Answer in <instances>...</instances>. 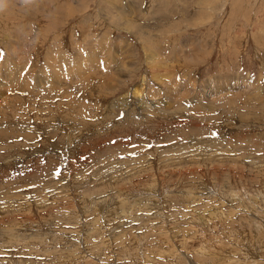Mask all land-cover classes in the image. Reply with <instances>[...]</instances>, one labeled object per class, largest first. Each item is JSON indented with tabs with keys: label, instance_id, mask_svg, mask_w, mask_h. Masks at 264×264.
<instances>
[{
	"label": "rangeland",
	"instance_id": "obj_1",
	"mask_svg": "<svg viewBox=\"0 0 264 264\" xmlns=\"http://www.w3.org/2000/svg\"><path fill=\"white\" fill-rule=\"evenodd\" d=\"M0 2V264H264V0ZM105 36L100 90L75 61H119Z\"/></svg>",
	"mask_w": 264,
	"mask_h": 264
},
{
	"label": "bare ground",
	"instance_id": "obj_2",
	"mask_svg": "<svg viewBox=\"0 0 264 264\" xmlns=\"http://www.w3.org/2000/svg\"><path fill=\"white\" fill-rule=\"evenodd\" d=\"M17 5V4H16ZM107 36V35H106ZM104 37V38H99V37H93L94 39H92V41H91V44H90V47H92V48H99V49H103V52L105 51L106 53H108V54H110V50H113V48H118L120 51H121V58H119V61H117V60H111L110 58H106V56L107 57H109V55H105V58H103V59H105V61H103V59L101 58V57H103V56H101L100 54H98L99 52H92L93 54H91V56H90V54L88 55H86L87 57H85V58H83V57H81L78 61H79V63H76L77 62V59H76V61H75V58H73L74 59V61H75V64L76 65H80L81 64V68L80 69H83V67L82 66H84V67H87V72H89V74H88V77H91V79L90 80H88L87 82H89L91 85L93 84V82H97V86L96 87H98V89L100 88V90H103L104 88V86H106L107 85V87L108 86H110L109 88L110 89H112V88H114V86L118 83V79H117V77L120 75L121 76V74L122 73H119L120 72V67H119V64L120 63H123V64H127V59L126 58H130V55L129 54H127V53H125V51H123L124 49H123V47H122V45H124L125 47H129L130 46V42L128 43L127 41H125V40H120V42H114V44H113V46H111L110 45V43H109V41H110V39H108L107 37ZM100 39H103V40H105V41H101ZM148 39V38H147ZM187 39V38H186ZM97 41H98V43H97ZM122 41V42H121ZM112 43V42H111ZM122 43V44H121ZM184 44V43H183ZM86 45V44H85ZM187 45V44H186ZM14 46V45H13ZM81 46V45H80ZM41 47V46H40ZM53 48V47H52ZM61 48V47H60ZM12 51L13 50H18L17 49V47H15L14 46V48L13 49H11ZM50 50V49H49ZM118 50V51H119ZM117 51V52H118ZM113 52H115V51H113ZM20 53V52H19ZM48 53V52H47ZM75 53V52H74ZM76 53H78V52H76ZM97 53V54H96ZM124 53V54H123ZM134 53V52H133ZM146 53V52H145ZM11 55H12V57H14V58H16L17 57V54L15 53V56H13V54H12V52L10 53ZM50 54H51V51H50ZM65 56V58H63V55H61L62 56V58L63 59H61L60 61H63V65L62 64H60L59 62H58V60H57V58L56 57H54V56H50V57H48V58H50L51 60H54L55 61V63L56 64H58L60 67H64V66H66V71L65 72H67L68 73V75L71 73V75H73V74H76V73H78V72H76V71H74V66L75 65H73V64H71V63H73V60L71 59V56L67 53V52H64L63 53ZM79 54V53H78ZM96 54V55H95ZM127 54V55H126ZM52 55V54H51ZM77 55V54H76ZM75 55V56H76ZM80 55H81V53H80ZM85 55V54H84ZM74 56V57H75ZM114 56V55H113ZM73 57V56H72ZM77 57H78V55H77ZM80 57V56H79ZM132 57V56H131ZM146 59L149 61V63L151 62V60H149V56L147 55V53H146ZM19 57H17V59H18ZM83 58V59H82ZM134 58V57H133ZM45 59H47V57H45ZM116 59V58H115ZM5 60H7L8 61V59H5ZM19 60V59H18ZM131 61H132V59H130ZM10 61V60H9ZM46 61V60H45ZM50 61V60H49ZM66 61V62H65ZM114 61V62H113ZM129 61V60H128ZM130 61V62H131ZM134 61V60H133ZM47 62V61H46ZM9 62H7V64H8ZM12 63V65L14 64V66L16 65L17 67H19V61L17 62V63H15L14 61L13 62H11ZM53 64V62L51 63L50 62V64H53V66L55 65V67H56V64ZM134 63V62H133ZM66 64V65H65ZM71 64V65H70ZM151 64V63H150ZM149 64V65H150ZM25 65L26 64H23L22 63V70L24 69V67H25ZM52 66V65H51ZM124 66L125 65H122V69L124 70ZM129 66V65H128ZM71 67H73L72 69H71ZM78 67V66H77ZM53 68V67H52ZM51 68V70H52V72H53V69ZM150 68V67H149ZM86 69V68H85ZM126 69V68H125ZM50 70V71H51ZM58 70V69H57ZM56 70V68L54 69V72L53 73H55L56 74V76H60V75H62L60 72H59V70L57 71ZM113 70V71H112ZM127 70V69H126ZM125 70V71H126ZM61 71V70H60ZM62 71H63V69H62ZM72 71V72H71ZM84 73H86V71L84 72ZM153 73V76H151V77H153L154 79H156L157 77H158V74H156L155 72H152ZM10 74V73H9ZM15 74V73H14ZM48 74V73H47ZM50 74V73H49ZM81 74V73H80ZM51 76H52V74H50ZM54 75V74H53ZM82 75V74H81ZM80 75V76H81ZM18 76V75H17ZM17 76H15L13 79H12V82H15V84H16V80L19 78V77H17ZM22 76H24L23 74H22ZM55 76V78H56V84L58 85V87H56L55 86V88H58L57 90H59L60 88H62L61 87V84H63L64 85V83H62L63 82V80H61V78H62V76L60 77V79L58 80L57 79V77ZM66 76V75H65ZM64 76V77H65ZM76 76V75H75ZM87 77V76H86ZM85 77V78H86ZM48 78H49V76H48ZM76 79V78H75ZM210 80H209V82H207V84H208V87L210 86V85H212L211 83H215V81H213V79L211 80V78H209ZM7 80V79H6ZM6 80H4V81H6ZM49 80V79H48ZM53 80V79H52ZM142 82L144 81V83H142V84H140L139 85V83L138 84H136V85H134V87L130 90V93H125L126 95H123L122 97H121V99H124L125 100V98H128V96L127 95H130L129 97H133V99L136 101V103H138L139 105H141L140 107H142L143 105H145V101L144 100H146L147 99V93H149V92H151V94H152V89L150 88H147V86H149L148 85V80H147V77L145 78V76H143L142 77ZM175 80V79H174ZM50 81H51V79H50ZM60 81V82H59ZM177 81V80H176ZM6 82H8V80L6 81ZM5 82V83H6ZM12 82H11V84H12ZM43 82H45V80L43 81ZM65 82V81H64ZM112 82H115V85L112 87V85L113 84H111ZM52 83V82H51ZM169 83V82H168ZM1 84H4V83H1L0 82V86H3V85H1ZM7 84V83H6ZM36 84H38V85H36ZM39 84H41V79L40 78H38L37 79V81H36V83H35V85L36 86H38V87H36V89H35V87H33L35 90H34V94H35V96H39V89H41V87L39 86ZM44 84V83H43ZM42 84V85H43ZM54 84V83H53ZM247 84V83H246ZM8 85V84H7ZM41 85V86H42ZM217 85V87L219 86V90L218 91H214L213 92V97H214V95H217L218 93L220 94V91L223 89V88H225L224 87V85L222 84V83H217V84H215L214 85V88H215V86ZM232 85V84H231ZM5 86V85H4ZM3 86V87H4ZM103 86V87H102ZM173 86H176V84L175 85H173ZM205 86V85H204ZM2 87V88H3ZM7 87V86H6ZM64 87V86H63ZM112 87V88H111ZM207 87V86H206ZM211 87V86H210ZM234 87V86H233ZM232 86H227V88H229L230 90L233 88ZM25 88V87H24ZM32 88V89H33ZM103 88V89H102ZM147 88V89H146ZM172 88V87H171ZM211 88H213V87H211ZM211 88H205L206 90V92H204L203 93V95H201L202 96V101H204V103L205 102H207V101H209V98L207 99L206 97L209 95V93H210V95H211ZM213 88V89H214ZM15 89V88H14ZM92 89L93 90H95L93 87H92ZM213 89H212V91H213ZM3 90H5V88L3 89ZM3 90H0V91H3ZM7 90V89H6ZM5 90V91H6ZM28 90V89H27ZM53 90V89H52ZM148 90V91H147ZM171 90V89H170ZM168 90L167 92L168 93H170V94H173L176 90H174V88H173V90ZM201 90V89H200ZM29 91V90H28ZM41 91V90H40ZM45 91V90H44ZM49 91H51V90H49ZM49 91H47V93L45 94L44 93V95L42 94L41 96H46V95H50L51 96V99H49V100H51V101H54L55 99V97L54 96H52L51 94V92L49 93ZM60 91V90H59ZM25 92H26V89H25ZM62 92V91H61ZM61 92H59V93H61ZM161 92V91H160ZM159 92V93H160ZM218 92V93H217ZM14 93H17V92H14ZM29 93V92H28ZM28 93H25V95L26 96H28L29 94ZM59 93H57L58 95H59V97H60V100H62V99H65V97H66V95L65 96H62L61 94H59ZM102 93V92H101ZM162 93V92H161ZM222 93V92H221ZM21 94H23V93H21ZM56 94V93H55ZM54 94V95H55ZM150 94V93H149ZM154 94V93H153ZM152 94V95H153ZM104 95H105V93H104ZM147 95V96H146ZM155 95H157V93L155 94ZM180 95V94H179ZM2 96V95H1ZM17 96V95H16ZM19 96V95H18ZM146 96V97H145ZM173 96V97H172ZM171 97L172 98H174V96H176V95H172ZM178 96V95H177ZM176 96V97H177ZM7 97H10V96H7ZM48 97V96H47ZM58 97V98H59ZM169 97V96H168ZM170 97V98H171ZM179 97V96H178ZM177 97V98H178ZM182 97V96H181ZM200 97V96H199ZM50 98V97H49ZM146 98V99H145ZM212 98V97H211ZM6 98H4V100L3 99H0V112H4L5 110H3V108L5 107V106H8V102H7V100H5ZM10 99V98H9ZM39 99V98H38ZM200 99V98H199ZM200 99V100H201ZM213 99V98H212ZM140 100V101H139ZM199 100V101H200ZM59 101V100H58ZM57 101V102H58ZM73 101V100H72ZM174 101V100H173ZM172 101V102H173ZM49 102V101H48ZM213 102V101H212ZM62 103V102H61ZM64 103V102H63ZM81 103V102H80ZM79 103V104H80ZM209 103H210V101H209ZM83 104V103H82ZM127 104V103H126ZM131 104V103H130ZM206 104V103H205ZM208 104V103H207ZM64 105V104H63ZM68 105H70V104H68ZM114 105V104H113ZM130 106V105H129ZM14 107V106H13ZM144 108L146 107L147 108V106H143ZM201 107V106H200ZM17 108V107H16ZM143 108V109H144ZM157 109V108H156ZM159 109H161L162 111H164L162 108H159ZM8 110L9 111H11V106L9 107L8 106ZM207 110V109H206ZM157 111V110H156ZM209 111H210V109H209ZM159 112V111H158ZM156 113V112H155ZM201 113V112H200ZM157 114H159V113H157ZM204 114V113H203ZM155 116V115H154ZM154 116L153 117H151L152 119L151 120H153L154 119ZM126 119V118H125ZM124 119V120H125ZM156 119V118H155ZM130 122V121H129ZM150 122V121H149ZM116 126V125H115ZM100 134H102V133H100ZM19 135V134H18ZM17 135V136H18ZM94 135V134H93ZM13 137L14 135H10L9 134V132L6 130V129H2L1 130V128H0V144H4L3 142L5 141V140H7V139H10V137ZM53 136V135H52ZM101 136V135H100ZM24 139H26V138H28V135L27 136H25L24 135V137H23ZM31 138V137H30ZM11 140V139H10ZM92 143V142H91ZM217 148V147H216ZM106 149V148H105ZM186 149V148H185ZM182 156V155H181ZM186 156V155H185ZM179 159V158H178ZM175 160V159H174ZM176 162V161H175ZM93 166V165H92ZM128 174V173H127ZM128 177V176H127ZM132 177V176H131ZM112 179V178H111ZM124 179V178H123ZM127 179H129V178H126V180ZM120 180V179H119ZM143 191V190H142ZM263 193V192H262ZM263 197V196H262ZM126 206V205H125ZM123 208H124V206H123ZM122 211H125L124 209H122ZM10 229V228H9ZM201 250H203V249H201Z\"/></svg>",
	"mask_w": 264,
	"mask_h": 264
},
{
	"label": "clouds",
	"instance_id": "obj_3",
	"mask_svg": "<svg viewBox=\"0 0 264 264\" xmlns=\"http://www.w3.org/2000/svg\"><path fill=\"white\" fill-rule=\"evenodd\" d=\"M25 3H27V0H25ZM3 4H2V2H0V10H3Z\"/></svg>",
	"mask_w": 264,
	"mask_h": 264
}]
</instances>
